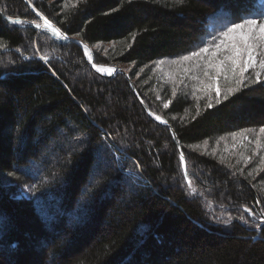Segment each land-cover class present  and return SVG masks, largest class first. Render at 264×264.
<instances>
[{"label":"trees","instance_id":"1","mask_svg":"<svg viewBox=\"0 0 264 264\" xmlns=\"http://www.w3.org/2000/svg\"><path fill=\"white\" fill-rule=\"evenodd\" d=\"M245 12L264 0H0V264H264V71L207 108L174 63Z\"/></svg>","mask_w":264,"mask_h":264},{"label":"snow or ice","instance_id":"2","mask_svg":"<svg viewBox=\"0 0 264 264\" xmlns=\"http://www.w3.org/2000/svg\"><path fill=\"white\" fill-rule=\"evenodd\" d=\"M37 15L40 14L37 13ZM41 18L43 19V24H36L37 28L47 29L57 39H68L61 32L60 28L55 27L46 18ZM12 23H22V21L14 20ZM203 44L204 46L199 47L198 50L192 51L189 55L181 57L180 60L174 63L179 64L182 61L195 60L191 68L185 67L183 69L185 74L192 72L193 69H201L202 67L204 79H200L196 75H193L192 79L199 81L198 90L208 97L206 107L212 108V93H215V104L221 103L222 92L223 100H228L244 84L246 79L245 74L249 72V69H259V71H255L256 81H259L261 72L264 71V13L245 12L240 14L239 17L233 16L228 23L222 26L216 35L212 36L211 41H203ZM3 47L4 45L0 43V48ZM84 51L89 61H91L93 57L88 51L87 45L84 46ZM93 67L96 68L97 72L109 75L116 71L114 68L99 67L95 64H93ZM221 77L234 86L222 89L219 82ZM173 95H175V88L173 89ZM169 103H165L164 107L168 108ZM199 114L198 108L197 115ZM155 119L159 121L161 118L156 116ZM259 133L260 135H257L255 139L257 149L264 147V144H261V135H264V127L259 129ZM237 136H241L245 140L248 139L244 132L232 134L233 139ZM249 143H252V141H249ZM180 160L182 163L184 162L183 154H181ZM261 163H264V157H261ZM185 176H187L186 169ZM189 187H192L191 182H189ZM192 190L195 191L194 188ZM244 212L249 215H255L247 207L244 208ZM241 219H243V216ZM230 221L231 218L224 222L230 223Z\"/></svg>","mask_w":264,"mask_h":264},{"label":"rangeland","instance_id":"3","mask_svg":"<svg viewBox=\"0 0 264 264\" xmlns=\"http://www.w3.org/2000/svg\"><path fill=\"white\" fill-rule=\"evenodd\" d=\"M40 30H44V31H48L47 29H44V28H39ZM48 32H50V31H48ZM51 33V32H50ZM52 34V33H51ZM61 39H63V38H61ZM84 48V47H83ZM88 51L91 53V50H89L88 49ZM92 54V53H91ZM93 57V56H92ZM258 71H259V69H257ZM102 74H104V75H108L109 76V74H107V73H102ZM112 75V74H111ZM50 161H52L53 162V160H54V158L52 157V156H48L47 157ZM33 170H34V168L33 167H31V169H30V171H32L33 172ZM186 177V180H187V182L189 183L190 182V179H189V176H188V174H187V176H185ZM194 187H192V189H193ZM195 189V188H194ZM193 191V190H192ZM193 193L194 194H198L200 197H202L204 200H205V197L203 196V194L201 193V192H199L198 190H196L195 189V191H193ZM24 195V194H23ZM23 195H20L18 198H20V197H23ZM25 196L26 197H30L28 194H25ZM24 196V197H25ZM23 197V198H24ZM207 204H208V207H209V209H211V211L213 212L214 211V207L209 203V202H207ZM47 215V217H48V214H46ZM73 224H75V219L72 217V219H71V221H70V223H69V227H72V225ZM60 240H62V239H60ZM59 240V241H60Z\"/></svg>","mask_w":264,"mask_h":264},{"label":"water","instance_id":"4","mask_svg":"<svg viewBox=\"0 0 264 264\" xmlns=\"http://www.w3.org/2000/svg\"><path fill=\"white\" fill-rule=\"evenodd\" d=\"M74 42H76L77 44H82L81 42H79V41H75L74 40ZM88 48V47H87ZM89 49V48H88ZM92 64H93V61H92ZM95 70H96V68H95ZM117 72H121V70H116L112 75H104V74H102V73H100V72H98L100 75H102V76H104V77H108V78H110V77H114L115 76V74L117 73ZM144 108H145V110H146V112L150 115V112H149V110L144 106ZM156 122L157 123H159V124H161V125H166V126H168V124L166 123V122H162L161 120H156ZM175 141H176V143H177V146H179V143H178V140H177V138L175 137ZM183 165H184V171H185V169L187 170V165H186V160H185V158H184V162H183Z\"/></svg>","mask_w":264,"mask_h":264}]
</instances>
